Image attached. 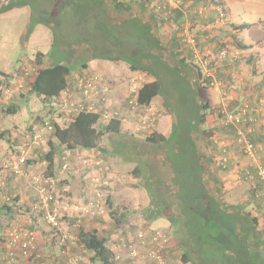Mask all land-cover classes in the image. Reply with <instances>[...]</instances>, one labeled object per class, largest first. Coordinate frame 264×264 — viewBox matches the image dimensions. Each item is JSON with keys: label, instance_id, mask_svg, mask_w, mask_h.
Wrapping results in <instances>:
<instances>
[{"label": "rangeland", "instance_id": "374dc122", "mask_svg": "<svg viewBox=\"0 0 264 264\" xmlns=\"http://www.w3.org/2000/svg\"><path fill=\"white\" fill-rule=\"evenodd\" d=\"M122 1H129L133 8H117L110 4L108 0L105 1L106 4L80 3V6H89L92 11L91 15L86 17L81 24H79L80 22H76L72 16L62 15L60 18V9L55 6V0L53 2L52 0H32L34 4L32 8L28 6L12 8L0 14V73L4 75L2 82L4 86L0 93V150L3 153H6V155L15 153L13 155L15 157L20 155L21 151H25L26 163H30L34 159L40 160V162L45 161L40 156L43 157L49 150L50 144L54 147L55 152L59 151L60 145L54 140L53 132L40 128H42L44 122H48L50 125L57 124L61 127H65L68 122L64 120L63 115L58 113L57 110H49L47 102H43L40 97L29 95V79L40 67L38 64L39 60L36 58L39 53L44 55V58L40 61L41 65L49 66L61 62L72 68L68 77L69 85L72 87L71 93L68 92V94L71 96L77 94L80 79H85L89 75L88 73H83L84 69L79 67L82 60L84 61L90 55L96 53V51L88 49L96 46V44L100 47L105 46V44L114 47L120 53L116 58H95L89 59L87 62L91 60L107 61L123 67L114 75L110 74V71L100 76L98 75L100 73H95L109 88L110 102L119 108H125L124 101H128L134 97L133 93L130 92V84H136V87L140 88L143 84L155 79L152 75L144 72L130 74L128 62L123 59V57L135 56H130L129 52L137 40L135 32L140 26L137 15H144H141L137 10H140L141 6L138 5V2L141 0ZM142 1L146 2L145 0ZM177 1V5L182 7L181 11L179 10L180 12H170L168 10L154 11L149 6L146 9V12L150 13L149 16L152 15L153 19L161 18V21H164L165 27L162 28L161 33L159 32L160 36L164 37V35H168V37L174 39L169 40L170 43L166 44L167 50L166 54H164L166 58L175 59V61L171 60L173 63H177L179 59H182L184 65H186V74L190 77L193 74L191 66L195 65L206 79L210 78V82L214 79L216 83H220L222 89L219 86L216 88L213 85L214 87L211 90L213 91L212 95L214 99L218 104L222 105V111L227 102L233 103L237 101L234 98L232 99L233 91L236 90L237 85L255 88L253 94L256 96V99L251 100L248 98L247 101H251L254 104L261 101V108H264V93L261 90L263 88L264 91V0ZM209 1H211L210 6L209 4L207 5ZM41 14L52 16L49 19L50 25L35 22L34 17ZM197 25L202 26L201 30L197 28ZM240 25L250 26L239 31H234L235 26ZM218 32L228 33L229 40L220 42L216 38L219 35L217 34ZM199 35L202 36L204 41L201 40L199 42L201 39ZM84 38L88 41L87 44H85ZM191 38L194 39L193 44L189 42ZM205 40L209 41V44H204ZM96 41H101L102 43ZM238 41L249 46V48L239 49L236 45ZM205 46H207V51L210 52L202 54L201 52L205 51L202 50ZM222 49L227 50V58L222 60L216 59V55ZM193 50L196 52L194 53ZM134 53L137 54L136 51ZM212 56H214V60ZM104 66L106 65L104 64ZM158 75L161 76L162 83L173 97L171 99L172 104L176 106L177 103H180V99L176 92L177 88L172 83L173 81L179 82V77L177 75H167L163 72H159ZM110 81L114 84L111 85ZM257 85H259L258 89L256 88ZM128 92H130L129 95ZM12 105L17 106V112L13 115L6 114L5 109ZM149 106L152 107V113H154L155 118V128L153 131L164 136L168 135L169 111L163 105V98L161 96L155 97ZM222 111L221 114H223ZM144 115L145 113L142 109L137 110L129 119L128 122L130 124L128 128L121 126L122 132L132 135L134 139L143 141L150 134L149 130H142L140 128L141 121L144 118L142 116ZM260 115H264V110L260 112ZM217 117L219 118L216 120L219 121L218 127L210 114L207 116L205 122L206 126L213 129L211 137L213 144H215V141L221 146L222 143H225L223 142L225 139L221 137L230 133L228 139L233 140V146L236 145L238 148L239 146L234 140V135L230 131L231 126L224 125L220 117L218 115ZM254 128L256 133L260 129V126L257 127L255 125ZM35 129H40L39 133H36ZM37 134L39 137L35 139ZM117 141V136L110 137V139L104 137L100 141V147L104 149V152L107 151V155L100 156V164L96 167V169H101L99 171L96 170V174H98L97 184H99L97 188L105 191V193H100L101 201L99 197H90L88 194L86 196V202L97 201L98 206L96 208L84 212L86 204L81 199L78 201L80 210L73 212L75 210L73 209L72 214H69L70 212L64 210L62 207L65 205L70 207V205L66 203L62 196H54V193L50 192L52 199L47 203L46 209L49 215L55 216V226L46 222V209H41V205L38 202L31 203L33 206L29 207V210L27 208L23 209L22 212H25L26 219L32 224L34 223L32 216H34L36 219L35 225L39 226L40 229L43 230L48 227L50 231L56 232V236L52 240L54 244L56 243L59 253L63 256V261H66L67 264L68 257L76 258L78 264H92L91 256L86 252L84 253L76 242L69 246L67 244L69 241H74L73 235L69 232L70 229L81 231V227L85 225L91 227L95 223L103 226V230H101L103 231V235L106 236L108 232H114L117 235L114 238L115 240L111 241V244L115 245L116 254L120 256L117 264H158L157 261L146 257V253L150 247V235L154 231L161 232L167 237V244L161 254L166 264H184L181 261L182 252L178 247L177 241L171 237L168 221L163 218H157L150 221V225L144 224L145 220L142 218L141 213L149 204V196L145 189L135 186L138 180L131 175L134 164L121 163L112 156L111 151ZM58 154L56 161V173L58 177L66 176L70 171H75L73 170L75 168L71 165L74 162L72 158H68V156L61 154V152ZM226 157L221 159H226ZM55 159L56 157L54 161ZM219 160H217V164H219ZM249 162L251 164V161ZM259 162L264 163V156L261 155ZM65 163L68 164V168L64 170L62 167ZM217 167L220 171V176L223 169L220 165H217ZM60 171L63 172L62 175H60ZM32 176H39L45 179L49 175L43 168H40L37 174ZM4 181V185L0 188L1 191H4L6 188ZM60 181L62 180L60 179ZM121 181L124 183H120ZM114 182L138 189L134 191L128 190L127 195H120L116 200H109L106 189H110ZM235 183L231 184L223 181L224 200L230 205L248 204V210L255 216L257 209L260 208V197H258L259 195L257 196L259 194L257 193L259 192V185L254 181L253 183H240L239 181ZM46 187L51 191L48 185ZM250 191L256 195L252 202L249 197ZM3 195L9 197L11 200V204L5 205L8 207L17 205L18 200L16 201V196H12L14 195L13 192ZM2 203H0V206ZM252 206L257 207V209L254 210ZM58 211L61 212L58 213ZM123 213H126V220L117 225L115 219L120 218ZM21 219L17 214H14L10 219H6L2 223V228H6L5 236L11 232L21 235V233L31 230L27 231L26 228L18 226L17 220ZM0 221L2 222V220ZM146 223L148 222L146 221ZM263 223V221H259L261 229L264 228ZM63 225L66 226L62 227ZM63 228L66 229V233L69 236L72 235V239H69V237L60 232L65 231L62 230ZM138 233L144 234L143 241L138 238ZM76 235L77 233H75ZM34 239L36 243L35 235ZM130 244L135 245L139 251L135 257H131L127 253ZM120 245H125L126 249L119 248ZM17 264H20L19 260Z\"/></svg>", "mask_w": 264, "mask_h": 264}, {"label": "trees", "instance_id": "16d2710c", "mask_svg": "<svg viewBox=\"0 0 264 264\" xmlns=\"http://www.w3.org/2000/svg\"><path fill=\"white\" fill-rule=\"evenodd\" d=\"M105 1L107 0H55V6L60 9V18L62 15L72 16L81 24L92 11L89 6H80V3L106 4ZM108 1L117 8H133L129 1ZM33 5L32 0H0V14L12 8H32ZM138 5L141 6L140 10L137 9L138 12L144 16L137 15L140 25L135 32L137 40L132 49L129 48V55L135 56L123 59L128 62L130 71L144 72L155 77L139 88L137 103L148 106L155 97L163 98V105L169 111L168 135L153 132L140 141L123 133L119 121L102 123L96 114L80 113L65 127L51 125L53 138L63 150L70 151L99 149L102 138L117 136L112 156L121 163L134 164L131 175L138 180L135 186L145 189L149 196V204L141 213L142 218L148 223L157 218L168 221L171 237L177 241L184 264H264V228H260L258 217L248 210V204L230 205L223 197V182L215 162L216 146L211 141L213 129L205 125L209 114L217 127V115L221 121L224 117L221 114L222 105L212 95L211 89L214 86L197 66H191L193 74L190 77L186 74V65L182 59L173 63L172 58H166V43L161 39L155 19L146 12L147 3L141 0ZM51 17L41 14L36 15L34 20L50 25ZM249 26H235L234 31ZM84 42L87 44L88 41L84 38ZM236 45L242 50L249 48L240 41ZM88 50L96 53L80 62L81 69L86 68L89 59H111L120 55L119 51L107 44L103 47L96 44ZM43 57L40 53L36 56L40 67L30 84L29 95L40 97L46 102L60 97L67 87L72 68L61 62L41 65ZM159 72L179 77V82L173 81L175 85L172 83L177 88L180 99L176 106L172 104L173 97L162 83ZM1 84L0 80V86ZM225 106L228 111H232L239 104L227 102ZM16 112V105L5 109L8 115ZM248 126L254 128L253 124ZM230 131L235 135L233 127H230ZM257 137L256 133L251 135L250 141L254 144L264 141H258ZM40 158L47 164L48 175H52L54 147L50 144L49 150ZM251 173L255 175L254 170ZM244 178L245 172L242 183L245 182ZM259 201L262 203V199ZM252 208L257 209L255 206ZM124 220L126 218L121 215L115 219V223L119 225ZM78 241L83 249L93 254L90 258L92 264H117L115 254L107 247V240L95 230H81Z\"/></svg>", "mask_w": 264, "mask_h": 264}, {"label": "built area", "instance_id": "2783aa9c", "mask_svg": "<svg viewBox=\"0 0 264 264\" xmlns=\"http://www.w3.org/2000/svg\"><path fill=\"white\" fill-rule=\"evenodd\" d=\"M145 1L147 6H149L154 11H181L182 8L177 5V0ZM189 42L193 44L194 39L191 38ZM212 58L214 60V56H212ZM215 58L221 60L227 58V50L222 49L218 52ZM211 84L216 88L219 86L222 89V85L220 83H216L214 79L211 81ZM3 86L4 85L2 83L0 86V93L3 89ZM136 86V84H130V92H132L135 97L129 100L127 99L128 101H124V104L126 105L125 108L116 107L110 102L108 94L109 88L105 85L100 77L92 74L85 77V79H80L77 94L71 96L70 94H65L62 97L48 99L46 102L48 104L49 110H57L58 113L63 115L66 122L71 121L73 117L80 113H88L98 115L99 121L101 122H108L110 120L119 121L121 126L125 128H128V125L130 124L128 121L135 114V112L139 109H142L145 115L142 116L144 118L141 121L140 128L142 130H149L151 134L154 132L153 129L155 128L154 113H152L151 106H140L137 103V92L139 89ZM262 110H264V108H261V101L256 102L255 104L251 101L244 102L232 111H228L227 107L225 106L224 110L222 111L224 116L222 121L224 125L233 127L235 134L234 140L239 146L238 148L242 152L243 156L251 161L250 165H252L255 175H252V173L250 174V171L248 170L245 171L244 181L248 183H253L254 181L259 185L258 193L264 205V163L259 162L261 155L264 156V141L257 142L255 144L252 143L250 141V136L255 134V128L248 126V124H253L257 127L260 126V129L264 130V115H260ZM245 127H247V130H244ZM40 129L52 131V126L48 122H44L42 128ZM40 129H35V131H37L36 133H39ZM38 137L39 135L37 134L35 139ZM221 150L223 151L225 148L222 147ZM226 162V159H220L219 164L217 165H220L222 169H225ZM25 165V151H21L20 155L11 157L9 161L3 163L0 166V188L4 185L1 174L9 172L17 176L22 175L24 174L23 167ZM62 168L65 170L68 168V164L65 163ZM95 181L97 184L98 178H96ZM31 184L34 191L36 192L37 202L41 205V209H46L47 203L52 199V195L46 187L47 181L39 176H32ZM3 199L4 201L2 205L11 204L9 197H4ZM85 204L86 206L84 207V212H87L88 210L98 206L97 201H85ZM45 218L48 224L55 226V216L47 214ZM6 236L4 238L5 251L0 252V264H17L20 258H25L28 261L27 264H41L40 255L36 253L37 251L35 250V239L32 232L29 231L21 233V235L17 234L16 232H11ZM138 238L143 241L142 239L144 238V234L138 233ZM149 244L150 247L146 253V257H150L151 259L157 261L158 264H166V262L162 259L161 254L162 250L167 244V237L161 232L154 231L150 235ZM125 247V245H120L119 248L126 249ZM127 251L131 257L137 256V252H139L136 249V246L132 244L128 246ZM113 253L115 254V259L117 261L120 256L116 254L115 249ZM67 262L68 264H78L77 259L71 257H68Z\"/></svg>", "mask_w": 264, "mask_h": 264}, {"label": "crops", "instance_id": "0c3cea01", "mask_svg": "<svg viewBox=\"0 0 264 264\" xmlns=\"http://www.w3.org/2000/svg\"><path fill=\"white\" fill-rule=\"evenodd\" d=\"M155 19V18H154ZM157 25H158V29L159 32L161 33V30H163L162 28L165 27L164 21H161V18H157L155 19ZM208 21H210V19H208ZM204 22V21H203ZM208 23V22H206ZM201 25H197V28L201 30ZM216 36V38L218 40H220V42H225L227 40H229L228 38V33H224V32H218ZM199 37L201 38L199 40V42L204 41V39L202 38L201 35H199ZM167 38V39H166ZM172 37H168V35H164V37H161L162 40H164L163 42L168 44L170 43L169 40H174L171 39ZM204 44H209V41L205 40ZM207 46H205L202 50H205L204 52H201L202 54H207L210 51H207ZM193 52L195 53L196 51L193 50ZM44 58V57H43ZM104 64L106 66H104ZM103 65V66H102ZM123 67H120L119 65H116L114 63H110L107 61H99V60H91L88 61L86 63V68L82 71L83 73H88L89 75H96L95 73H100L98 74L100 75H105L108 71H110V74L114 75L115 73H117L119 70H121ZM101 70V71H100ZM127 70V69H126ZM97 71V72H96ZM100 71V72H98ZM130 71V70H129ZM131 73H136V72H132ZM15 74V73H14ZM1 75V74H0ZM36 73H34L30 80V84L32 83V81L34 80ZM6 79V77H4ZM0 80L2 82L3 80V76H0ZM70 82L67 80V87L66 89L61 92L60 97L64 96L65 94L71 93L70 90L72 89L71 85H69ZM106 84V83H105ZM110 84L113 85L114 83H112L110 81ZM256 88H259V85L256 86ZM30 89V86H29ZM139 89V88H138ZM255 88L253 87H240V86H236V90L233 91L232 94V99L234 98L235 104H242L244 102H247L248 98H250L251 100H255L256 96L253 94L254 93ZM262 93H264L263 88H261ZM130 92H128L129 95ZM135 97V95H134ZM125 100V99H124ZM1 101V100H0ZM48 110V109H47ZM47 114V112H45ZM45 114V115H46ZM48 115V114H47ZM225 128V127H223ZM226 130V128H225ZM158 133V132H157ZM227 133V132H226ZM230 133H227L226 136L221 137L224 138L225 140L223 142H225L224 144L222 143L221 146H219V144L217 142L214 141L215 146H216V154H215V162H217V160L226 157V161H227V167L226 169H223V172L220 173V178H222V182L224 181L225 183H231V184H236L235 182L239 181L240 183L243 180V174L245 171L249 170H254L252 165H250V162L243 156L242 152L240 151L239 148L235 146H233L232 141L233 140H229L228 136ZM256 135H258V141H261L262 139H264V133L262 129H259L256 132ZM233 137V136H232ZM231 137V139H232ZM232 145V146H230ZM224 147L225 152H223L221 150V148ZM101 147H99V149H93V150H84V149H75V150H63L62 146L59 147V151L55 152V161H54V170H53V174L49 175L47 178H45V180L47 181V185L48 188L51 189L50 192H52V194L54 193V196L56 195H60L62 196V198L66 201V203L68 205H70V207H67V205L63 206L62 208L64 210H67L68 212H70L69 214H72V210L75 209L73 212H77V210H80L79 208V204L78 201L83 199V202L86 201V196L87 194L90 197H99V200L101 201V194L105 193V191H101L100 189H98L97 187L99 186V184H96L95 179L97 178L98 174H96V170L99 171L101 169H96V167L100 164V156L102 155H107V151L104 152ZM6 152H8L6 150ZM64 154L65 156H68L72 158V160L74 162H72V167H74L75 171H70L68 173V175L66 176H61L58 177L57 175V165H56V161L58 158V153ZM224 153V154H223ZM15 153L13 154H9L6 155V153H3L0 150V166L3 163H6L7 161H9L11 159V157H13ZM77 155V156H76ZM70 158V159H71ZM79 168H78V166ZM217 164V163H216ZM46 162L42 161L40 162V160H35L30 162V163H26V165L23 167V173L22 175H13L12 173L6 172L5 175L1 174L3 178V181L5 179V183H6V188L4 189V191L0 190V203H2L4 201V195L3 194H7V193H14V195L12 196H16V201L18 200L17 205L8 207L7 205H1L0 208V220H2V222L0 221V252H4L5 251V247H4V238H5V233H6V228H2V223L6 220V219H10L12 217V215L17 214L18 217H21V220H17L18 222V226H21L23 228H26L27 231L29 229L30 232H32L35 235L36 238V251L37 253L40 255V259H41V264H67L66 261H63V256H61V254L59 253V250L57 249L58 247L56 246V243L54 244L53 242V237L56 236V232L54 231H50L47 227V229H40L39 226L35 225V217L32 216V218L34 219V223L32 224L29 220L26 219V216L24 215L25 212H22L23 209L27 208L29 210V207H32L33 205L31 203L36 202L37 203V195L36 192L34 191L33 187H31V180L30 177L32 175L37 174V172L39 171L40 168H43L46 171ZM1 170V168H0ZM78 171V173H77ZM63 172L60 171V175H62ZM224 174V177H223ZM24 175V176H23ZM60 179L62 181H60ZM120 183H124L123 181H121ZM122 184H117V183H112L110 189L107 188L106 189V193L108 195L107 198H109V200H116L117 197H119L120 195H127L128 194V190L134 191L137 190L138 188H132L130 186H126V185H122ZM99 192V193H98ZM258 193V192H257ZM259 194H257L258 196ZM246 197V196H245ZM249 197L251 198V202L253 201V198L256 197V195L254 194V192L250 191L249 193ZM259 197V196H258ZM124 199V198H122ZM260 203V208L257 209V212L255 213V216L258 217V220L261 222H264V205L263 203H261V201H259ZM57 208V206H56ZM50 210V209H49ZM255 210V209H254ZM52 211V210H50ZM61 211H58V213H60ZM48 214V211H45V216ZM126 214V213H125ZM124 213L122 214L125 218L126 215ZM13 219V218H12ZM80 221V220H78ZM143 221V220H142ZM144 222V221H143ZM5 224V223H4ZM144 224L146 225H150L149 223L144 222ZM264 224V223H263ZM66 225H63L62 227H64ZM91 228V230H89ZM82 231H92L95 230L97 232V234L103 238H105L107 240V247L111 250L114 251L115 249V245L113 246L111 244V241H114L116 238V234L108 232V234L105 236L103 235V226L98 225L97 223L93 224L91 227L88 226H83L81 227ZM65 230L60 231L63 234H65L67 237H69V239H72V237H74V241H69V243L67 244V246H69L70 244L76 242L77 245H79L80 249H82V251L87 254H89V256H93V254L91 252H87L85 249H83L82 245L79 244L78 241V234L80 231H76V230H72L70 229V233L73 235L69 236L66 233V229H62ZM75 233H77V235L75 236ZM53 235V236H52ZM60 235V234H59ZM57 239V238H56ZM20 264H27L28 261L25 258H20L19 259Z\"/></svg>", "mask_w": 264, "mask_h": 264}]
</instances>
